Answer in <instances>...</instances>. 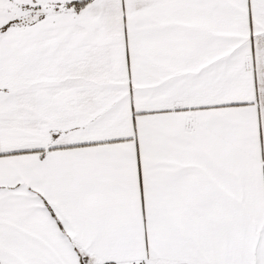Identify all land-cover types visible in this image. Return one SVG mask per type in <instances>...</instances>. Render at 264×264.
I'll return each instance as SVG.
<instances>
[{
  "label": "snow or ice",
  "instance_id": "1",
  "mask_svg": "<svg viewBox=\"0 0 264 264\" xmlns=\"http://www.w3.org/2000/svg\"><path fill=\"white\" fill-rule=\"evenodd\" d=\"M0 264H264V0H0Z\"/></svg>",
  "mask_w": 264,
  "mask_h": 264
}]
</instances>
